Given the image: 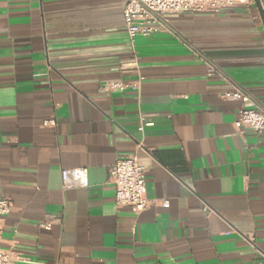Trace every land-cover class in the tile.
Masks as SVG:
<instances>
[{
    "label": "crops",
    "instance_id": "1",
    "mask_svg": "<svg viewBox=\"0 0 264 264\" xmlns=\"http://www.w3.org/2000/svg\"><path fill=\"white\" fill-rule=\"evenodd\" d=\"M124 6L0 0V248L12 264H264V136L221 98L236 84L264 106V0L169 13L133 48ZM139 142L153 204L134 213L109 169ZM73 168L87 188L63 187Z\"/></svg>",
    "mask_w": 264,
    "mask_h": 264
},
{
    "label": "built area",
    "instance_id": "2",
    "mask_svg": "<svg viewBox=\"0 0 264 264\" xmlns=\"http://www.w3.org/2000/svg\"><path fill=\"white\" fill-rule=\"evenodd\" d=\"M255 0H125L123 9L124 25L131 48L134 47L138 37H148L158 32H170L168 14L179 10L193 12H220L235 6L249 7ZM134 56L132 64L136 66ZM219 73L218 69L208 64V74ZM128 84L121 80H110L101 85L103 91H122ZM224 100L239 103L234 120V127L238 132L246 129L264 136V106L258 103L253 96L236 84L222 93ZM54 120H46L43 125H54ZM152 125L145 114L139 116L137 130L143 132L147 126ZM142 143L137 144L136 150L120 156L109 169V180L114 186L115 203L117 206L128 207L134 213L148 208L153 201L146 196L145 176L147 169L138 161V151ZM64 188L89 186L87 168H73L61 171ZM162 206L168 201L162 200ZM11 202L6 198L0 199V216L9 211ZM49 228L50 221L42 224ZM14 256L8 250L0 248V264H12Z\"/></svg>",
    "mask_w": 264,
    "mask_h": 264
},
{
    "label": "water",
    "instance_id": "3",
    "mask_svg": "<svg viewBox=\"0 0 264 264\" xmlns=\"http://www.w3.org/2000/svg\"><path fill=\"white\" fill-rule=\"evenodd\" d=\"M256 2H257V0H256Z\"/></svg>",
    "mask_w": 264,
    "mask_h": 264
}]
</instances>
